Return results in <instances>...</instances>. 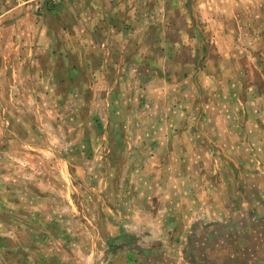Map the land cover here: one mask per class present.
<instances>
[{"label": "rangeland", "instance_id": "374dc122", "mask_svg": "<svg viewBox=\"0 0 264 264\" xmlns=\"http://www.w3.org/2000/svg\"><path fill=\"white\" fill-rule=\"evenodd\" d=\"M0 264H264V0H0Z\"/></svg>", "mask_w": 264, "mask_h": 264}]
</instances>
